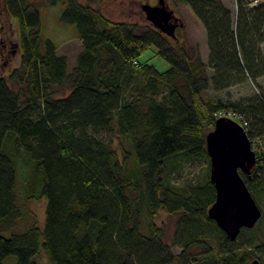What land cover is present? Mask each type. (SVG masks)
I'll list each match as a JSON object with an SVG mask.
<instances>
[{
	"label": "trees",
	"instance_id": "obj_1",
	"mask_svg": "<svg viewBox=\"0 0 264 264\" xmlns=\"http://www.w3.org/2000/svg\"><path fill=\"white\" fill-rule=\"evenodd\" d=\"M104 1L47 0L65 3L61 20L78 30L82 50L70 67L42 36L36 0H0L17 20L20 54L10 71L0 56V230L11 231L0 233V264L10 256L40 264L42 251L51 264H264V241L243 242L247 228L231 241L209 217L210 169L200 184L169 178L180 160L210 159L206 135L218 117L240 122L252 147L264 137V90L227 103L206 97L264 76V0H236L235 16L222 0H183L205 28L207 62L199 47L147 19H110ZM152 46L168 70L141 62ZM25 152L24 199L47 204L43 226L22 231L17 167ZM255 152L251 175L241 172L250 191L264 188V156ZM161 210L177 217L171 244L156 222Z\"/></svg>",
	"mask_w": 264,
	"mask_h": 264
},
{
	"label": "rangeland",
	"instance_id": "obj_2",
	"mask_svg": "<svg viewBox=\"0 0 264 264\" xmlns=\"http://www.w3.org/2000/svg\"><path fill=\"white\" fill-rule=\"evenodd\" d=\"M137 1V2H135ZM170 9L174 10L175 15L180 19L181 24L175 33L184 44L193 45L199 47L203 60L208 61V46L207 36L204 26L201 21L196 17L193 10L183 0H164ZM173 1V2H172ZM250 4H254L259 0H245ZM222 2L232 11L235 16L236 13V0H222ZM1 3V2H0ZM37 5L41 12V34L44 38L52 39L58 46V52L65 54L69 57V65L73 67L75 60L79 52L82 50V42L78 35V30L75 25L65 23L61 20V14L65 9V3H58L56 5H49L47 0H36ZM159 0H105L103 4L104 13L110 19H126V20H145V13L143 5H157ZM169 3V4H168ZM0 23L2 29H0V56L2 69L10 71L13 67L19 65L20 54L19 47L13 45L18 42V23L15 18L8 17V15L0 8ZM175 40V37H172ZM5 44V46L3 45ZM18 44V43H17ZM262 55L264 57V43L261 44ZM203 54V55H202ZM141 62H148L154 65L160 72H164L170 68V64L164 60L158 53L155 46L150 47L140 57ZM211 73V70H209ZM264 90V76L257 80L255 85L250 78L243 83L230 87L223 91H215L209 89L206 92V97L214 101H220L227 103L230 101H236L241 98L250 96L253 93H259ZM234 119L232 115H223ZM235 120V119H234ZM237 121V120H236ZM240 123V122H239ZM241 124V123H240ZM242 125V124H241ZM258 151L259 154L264 156V137L254 141L252 149ZM27 155H26V154ZM24 159L21 160L19 166L18 162V203L23 207L26 212L25 217L20 221L18 230H25L32 224L43 226L44 213L47 200H30L24 199V181L28 178V166L27 160L30 155L25 152ZM256 153V152H255ZM257 156V154H256ZM264 158V157H263ZM31 160V157H30ZM32 162V160L30 161ZM210 169V159L184 161L180 160L176 167L170 166V180L178 186L188 184H200L208 177ZM21 181V182H20ZM33 190L34 195L38 194L41 190V178L40 175H36L33 178ZM256 202L262 210V217L258 223L250 229H246L241 234V240L243 242H252L255 245L264 241V188L260 187L251 191ZM31 218L33 222L31 223ZM177 217L170 215L165 210H161L158 214L156 222L159 226L163 227L164 240L171 244L172 237L175 229ZM30 222L31 224L27 225ZM6 236H10L11 231H2ZM174 252H179V248L174 247ZM40 264H51L48 255L42 251L38 255ZM16 257L10 256L6 259L5 264H15Z\"/></svg>",
	"mask_w": 264,
	"mask_h": 264
},
{
	"label": "water",
	"instance_id": "obj_3",
	"mask_svg": "<svg viewBox=\"0 0 264 264\" xmlns=\"http://www.w3.org/2000/svg\"><path fill=\"white\" fill-rule=\"evenodd\" d=\"M146 19L161 32L176 37V28L170 19L178 20L173 9L164 0L157 5L145 4ZM180 25H183L180 23ZM210 158V180L214 184L215 202L208 215L215 220L228 239L235 241L242 229L253 228L262 217V210L241 175H251L257 163L248 134L238 121L221 116L206 135ZM252 264H261L255 259Z\"/></svg>",
	"mask_w": 264,
	"mask_h": 264
},
{
	"label": "bare ground",
	"instance_id": "obj_4",
	"mask_svg": "<svg viewBox=\"0 0 264 264\" xmlns=\"http://www.w3.org/2000/svg\"><path fill=\"white\" fill-rule=\"evenodd\" d=\"M166 6H168V5L166 4ZM168 8H169V6H168ZM169 9H170V8H169ZM170 21H172L174 24L178 25L177 28L180 26L179 19L176 20V19H174V18L172 17V18L170 19ZM177 28H176V29H177ZM171 37H173V36H171Z\"/></svg>",
	"mask_w": 264,
	"mask_h": 264
},
{
	"label": "flooded vegetation",
	"instance_id": "obj_5",
	"mask_svg": "<svg viewBox=\"0 0 264 264\" xmlns=\"http://www.w3.org/2000/svg\"><path fill=\"white\" fill-rule=\"evenodd\" d=\"M180 21H181V20L179 19V23H181Z\"/></svg>",
	"mask_w": 264,
	"mask_h": 264
},
{
	"label": "crops",
	"instance_id": "obj_6",
	"mask_svg": "<svg viewBox=\"0 0 264 264\" xmlns=\"http://www.w3.org/2000/svg\"><path fill=\"white\" fill-rule=\"evenodd\" d=\"M201 53H203L202 50H201ZM202 55H203V54H202Z\"/></svg>",
	"mask_w": 264,
	"mask_h": 264
}]
</instances>
